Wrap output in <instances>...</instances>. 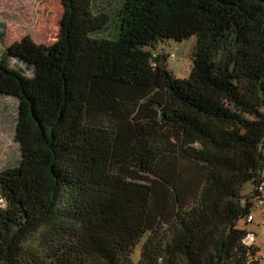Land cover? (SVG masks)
Returning <instances> with one entry per match:
<instances>
[{
  "label": "trees",
  "instance_id": "16d2710c",
  "mask_svg": "<svg viewBox=\"0 0 264 264\" xmlns=\"http://www.w3.org/2000/svg\"><path fill=\"white\" fill-rule=\"evenodd\" d=\"M62 2L53 75L29 37L0 59V264H259L238 225L264 196V0ZM192 38L180 79L156 47Z\"/></svg>",
  "mask_w": 264,
  "mask_h": 264
},
{
  "label": "rangeland",
  "instance_id": "374dc122",
  "mask_svg": "<svg viewBox=\"0 0 264 264\" xmlns=\"http://www.w3.org/2000/svg\"><path fill=\"white\" fill-rule=\"evenodd\" d=\"M63 15L62 0H0V59L9 48L29 37L37 45L49 49L48 56L32 71V76L46 78L53 75L59 63ZM195 46L196 38H192L182 43L170 41L156 50L168 52V67L177 78L185 79L191 72V53ZM16 118L14 100L0 97V171L12 167L19 159V146L15 141ZM251 191L252 185L247 184L242 193L247 195ZM254 207L251 220H246L248 224L241 221L238 227L248 232L246 244L258 248L259 257H263L264 196L262 201L254 203ZM144 241L142 239L135 249L134 262L140 259Z\"/></svg>",
  "mask_w": 264,
  "mask_h": 264
},
{
  "label": "built area",
  "instance_id": "2783aa9c",
  "mask_svg": "<svg viewBox=\"0 0 264 264\" xmlns=\"http://www.w3.org/2000/svg\"><path fill=\"white\" fill-rule=\"evenodd\" d=\"M252 217H249V220H251ZM262 261L259 264H264V257H261Z\"/></svg>",
  "mask_w": 264,
  "mask_h": 264
}]
</instances>
